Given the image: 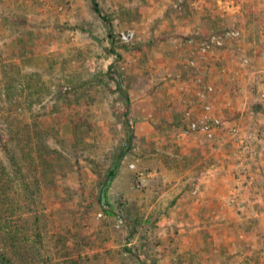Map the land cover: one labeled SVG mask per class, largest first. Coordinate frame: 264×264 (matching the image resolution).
<instances>
[{"label":"rangeland","instance_id":"obj_1","mask_svg":"<svg viewBox=\"0 0 264 264\" xmlns=\"http://www.w3.org/2000/svg\"><path fill=\"white\" fill-rule=\"evenodd\" d=\"M98 1L111 27L90 0H0V165L14 192L9 223L26 239L17 252L4 251L16 264H264V0H186L181 16L175 0ZM129 5L140 21L120 19ZM224 27L242 34L198 59V68L188 66L195 48L185 35ZM126 28L135 29L136 44L118 49V65L135 138L108 189L106 212L101 166L124 137L123 101L111 85L77 104L67 79L76 68L88 75L113 61L107 33ZM76 48L78 59L71 57ZM16 69L36 72L45 85L35 112L9 111L3 85ZM196 75L215 86L223 121L215 139L182 134L184 124L172 122L198 106ZM83 111L92 129L76 137L71 119ZM33 115L54 151L46 157L20 132Z\"/></svg>","mask_w":264,"mask_h":264},{"label":"trees","instance_id":"obj_2","mask_svg":"<svg viewBox=\"0 0 264 264\" xmlns=\"http://www.w3.org/2000/svg\"><path fill=\"white\" fill-rule=\"evenodd\" d=\"M90 1L91 9L93 13H95L97 19H101L104 23L110 25L111 27L112 16L102 11L98 0ZM181 5L182 6L180 10H177L173 5L171 6L176 16H181L183 13L186 14V11H189V4L186 0H182ZM118 16L120 17V19H125L130 22L140 21V14L138 12V9L133 7L132 5H129L126 8L124 7L123 10L118 13ZM206 19L210 21L214 26V19H212L211 17H205V14H203L201 16V20L203 21V23L204 21H206ZM225 28L228 27H224L222 29ZM222 29L213 30L212 32L198 35L193 32L187 33L184 37V41L185 43H188L187 39H192L194 41L198 39H207L211 35V33L221 31ZM116 33H114L111 29L107 33L111 38V44L110 46L107 45L106 49L109 53H115L116 58L113 61H110L106 66L97 68L94 72L89 73L88 75L85 73L81 74L76 68L77 71L73 70V78L67 79L68 86L71 87L73 91H76L78 93V96H76L77 104H81V101L84 100L87 96L90 97V100L92 101L96 100L100 95L99 93L102 92L104 88H108L111 85H114L113 89L111 88L113 92L123 101V107H121V109L119 110L118 115L124 127V137L122 138L121 143L118 145L116 151L110 156L111 160L108 163L104 162L101 166L103 167V179L100 189V202L102 205L108 206L106 212L112 211V207L108 199V189L117 173V170L119 169L121 161L123 160L125 155L133 148V141L135 138V131L131 124L130 118L131 99L127 90L124 88L125 85H123V77L121 72L122 67L118 65L120 63L118 58L121 56V53H119L118 49L122 47V49L125 50L130 47V45H135L136 36L131 42H117L118 39L116 37ZM231 40L232 39H228L225 41V48L227 47L228 41ZM191 53L192 54L189 55V58L192 59L197 57V52L192 50ZM81 56H83V54L79 49L71 55V57L75 59H78ZM0 63L4 64L5 67L6 64L2 62L1 51ZM11 69H15L14 64H12ZM18 70L19 69L15 70L17 76L13 75L12 78L10 77L11 79L5 80L3 85L4 98L8 103L9 111L15 113L20 110V108L27 106L28 108L33 110V112H35L34 106L36 103L41 102V97L39 95L40 92H42L41 90L44 89L45 85H43L42 81H40V77L36 72L22 73ZM5 72H7V70H5ZM16 80L18 82H15ZM67 90L70 91L71 89ZM92 92H95L94 96H92ZM259 105L260 103L255 104V108H257V110L260 107ZM192 108L193 107H189L187 109ZM187 109H184L181 116L178 115L180 116L179 118L174 117L172 122H182L185 125V111ZM214 112L217 113L215 108ZM90 118V114H87L83 111L78 115V119H71L72 133L74 136L85 137L89 134L90 130L92 129ZM19 128L20 132L26 131L25 133L27 136V145L29 149L38 150L40 156L42 157H46L45 155L50 154V152H54L53 150H51L46 141L41 139L44 131L46 130V127L41 125L40 121L37 120L34 115L33 120H31L30 123H26L24 124L23 128ZM30 128H32L31 132H29ZM158 128L160 129V127ZM91 161L94 163L95 170L97 171V161L95 159H91ZM6 175L7 172L5 171L3 166L0 165V225H3L5 227V230L0 233V242H3V244L0 245V264H16L3 249V247H6L11 251V253L17 252V245L23 238L16 235V231L12 228V223H9L10 218L14 215L16 209L15 199L12 196L14 192L10 191V189H12V185H10L9 178ZM37 236H40V234L37 233ZM23 239L26 240L25 238Z\"/></svg>","mask_w":264,"mask_h":264},{"label":"built area","instance_id":"obj_3","mask_svg":"<svg viewBox=\"0 0 264 264\" xmlns=\"http://www.w3.org/2000/svg\"><path fill=\"white\" fill-rule=\"evenodd\" d=\"M181 2L182 0H175L172 5L177 10H180ZM241 34L242 30L239 27H228L211 33L207 39H198L196 41L187 39L188 43L195 48L194 51L198 53L197 58H188L186 60L187 65L191 68H198L199 60L203 61L213 52L224 49L226 40L238 38ZM135 36L136 32L133 28L119 30L116 33L117 42H131ZM193 85L195 86L198 106L185 111L186 124L182 127L181 133H197L204 135L208 139H213L223 125L221 116L214 112L215 106L212 96L215 92V86L212 82H205L202 75L194 77ZM262 98H264V93ZM235 131L236 128H233V133ZM131 166L133 167L134 164H131ZM198 189L199 186L197 185L194 192H197Z\"/></svg>","mask_w":264,"mask_h":264},{"label":"crops","instance_id":"obj_4","mask_svg":"<svg viewBox=\"0 0 264 264\" xmlns=\"http://www.w3.org/2000/svg\"><path fill=\"white\" fill-rule=\"evenodd\" d=\"M196 106H197V105H196ZM242 176H243V177H242ZM241 177L243 178V180H245V179H246V178L244 177V175H242V174H241ZM243 207H245V206H243ZM245 208H246V207H245Z\"/></svg>","mask_w":264,"mask_h":264}]
</instances>
